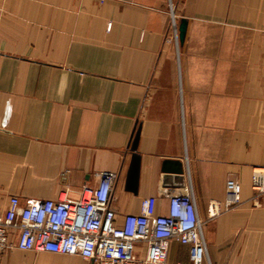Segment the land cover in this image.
<instances>
[{
    "label": "crops",
    "instance_id": "obj_1",
    "mask_svg": "<svg viewBox=\"0 0 264 264\" xmlns=\"http://www.w3.org/2000/svg\"><path fill=\"white\" fill-rule=\"evenodd\" d=\"M178 34L187 20L183 43ZM140 129L137 192L127 189ZM180 163V164H178ZM169 168L170 171H166ZM180 168L183 175L173 170ZM264 0H0V213L11 196L77 200L117 173V224L191 189L205 264H264ZM234 185L242 202L214 218ZM139 260L145 244H137ZM0 264H93L21 251ZM166 264H191L173 242Z\"/></svg>",
    "mask_w": 264,
    "mask_h": 264
},
{
    "label": "built area",
    "instance_id": "obj_2",
    "mask_svg": "<svg viewBox=\"0 0 264 264\" xmlns=\"http://www.w3.org/2000/svg\"><path fill=\"white\" fill-rule=\"evenodd\" d=\"M171 29L178 40L175 17ZM96 187L84 186L77 200H30L11 196L0 213V257L12 247L21 251L77 256L93 264H166L173 242L188 246L191 264H205L207 255L204 224L191 189L168 194L169 210L156 213V198L147 200L144 214L127 215L117 224L111 196L117 173L98 174ZM252 191L264 194V170L255 169ZM242 202V188L234 185L224 204L211 207L210 217L229 211ZM145 244L146 256L139 260L137 244Z\"/></svg>",
    "mask_w": 264,
    "mask_h": 264
},
{
    "label": "water",
    "instance_id": "obj_3",
    "mask_svg": "<svg viewBox=\"0 0 264 264\" xmlns=\"http://www.w3.org/2000/svg\"><path fill=\"white\" fill-rule=\"evenodd\" d=\"M187 24H188L187 20L185 19H182L179 24V39L181 43L184 42L185 37H186ZM139 137H140V129L137 130L131 142V145H130L131 163H130V167H129V171H128L127 179H126L127 189L135 193L137 192V189H138V181H139L140 166H141V158H140V155L137 153ZM166 171L169 172L170 169L166 168ZM173 172L180 176L184 174L183 170L180 168L173 170Z\"/></svg>",
    "mask_w": 264,
    "mask_h": 264
}]
</instances>
